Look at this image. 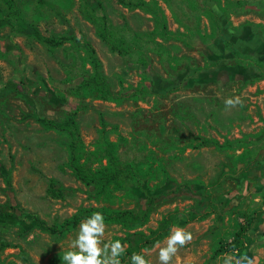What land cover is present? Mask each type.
<instances>
[{"label": "rangeland", "instance_id": "374dc122", "mask_svg": "<svg viewBox=\"0 0 264 264\" xmlns=\"http://www.w3.org/2000/svg\"><path fill=\"white\" fill-rule=\"evenodd\" d=\"M99 1L114 28L129 40L134 34L140 41L149 74L137 64V53L128 58L108 50L79 0H22L20 7L23 20L43 37H65L71 27L77 40L88 42L114 93L121 85L126 89L143 85L151 89L149 94L119 101L78 95L81 74L89 69L79 46L46 45L13 27H0V91L12 82L23 92L0 97V245L1 241L8 245L0 250V264H50L59 253L78 251L71 243L82 222L62 237L50 234L46 226H57L84 207L138 212L145 196L157 200L156 206L148 221L129 233L150 236L165 217L173 225L159 242L144 248L127 240L120 225L105 224L104 242L120 240L126 248L121 264H131L136 250L149 264H159V248L166 246L177 227L193 238L170 264H224L225 254L233 253L229 245L238 227L250 220L252 244L240 255L264 264V150L257 154L256 136L248 134L254 131L257 113L251 106L264 109V85L248 87L254 79L248 68L234 74L235 66L247 64H239L231 51L264 49V21H258L264 20V0H242L246 6L237 14L229 11V25L220 32L205 17L183 8L175 11L182 19L178 24L170 7H181L180 0H141L158 4L173 33L170 40L155 34L153 18L142 10L117 0ZM5 15V1L0 0V18ZM249 22L254 24L251 28L243 26ZM247 34L262 42L243 44ZM236 96L243 106L226 108L225 101ZM252 96H259L257 103H252ZM72 111L84 145L85 167L96 169L106 163L101 153L106 135L117 145L122 162L152 167L155 178L139 188H111L98 200L90 199L88 189L66 167L67 140L35 120L59 121ZM3 174L10 179V189ZM174 182L192 184L170 193ZM14 205L21 211L14 214Z\"/></svg>", "mask_w": 264, "mask_h": 264}, {"label": "trees", "instance_id": "16d2710c", "mask_svg": "<svg viewBox=\"0 0 264 264\" xmlns=\"http://www.w3.org/2000/svg\"><path fill=\"white\" fill-rule=\"evenodd\" d=\"M7 8V15L0 18V27L10 26L14 30L24 36L32 37L36 41L51 46H61L64 42H69L75 46H79L83 52L82 60L89 65V69L84 70L81 74V82L77 86V94L83 96H92L94 99L119 101L121 99L128 98V95H133V98L145 96L151 92V89L140 85L136 88H123L119 92H113L106 81V77L103 73L101 63L96 56V53L92 46L85 41H79L75 38L73 30L68 27V35L61 38H46L43 37L37 28L31 24L26 23L22 18V12L20 4L22 0H4ZM85 12L87 13L88 20L94 25L96 29V35L101 42L108 48L111 53L118 54L123 57H131L137 53L136 62L143 68V71L149 74L148 69V57L145 50L135 38L133 34L129 40L126 35L120 30L113 27L109 21L105 9L99 0H79ZM127 8L140 9L144 13L150 15L153 18L155 25V34L159 35L162 39L170 40L173 37V33L167 29L166 19L163 11L159 8L156 2H144L141 0H134V2H125L124 0H117ZM169 1V0H167ZM224 0L222 5L221 0H180L179 8L170 7L172 15L176 22L180 24L182 19L176 16V10L182 9L189 11L190 13H198L200 16L205 17L210 23L211 27L220 32L222 26L229 25L227 21L229 11L233 14H237L239 9H243L246 6V2L242 0ZM215 5V9L211 4ZM236 7V8H234ZM182 17L184 15L180 13ZM239 14V13H238ZM224 19V22H222ZM181 21V22H180ZM232 54L234 59L241 65H245L246 62L254 61V56L243 55L238 50L232 47ZM166 58V59H165ZM166 57H162V63L166 65ZM252 65L260 70L264 67V62L254 61ZM264 72V71H263ZM165 92V91H164ZM14 93L22 96V89L18 84L8 82L5 87L0 91V97L7 94ZM132 93V94H131ZM162 93V92H161ZM42 127L47 130L54 131L57 134L62 135L67 142L65 143L67 150V162L66 167L84 187L88 189L89 198L92 200H98L105 196L109 189L114 188L116 190L125 189L126 187L139 188L142 183L149 180H153L156 176V172L152 167L142 168L139 164L124 163L120 160L117 154V145L108 141L106 135L103 136V148L102 154L105 159V164L99 166L96 169L87 168L84 166L82 159L84 157V145L82 143L78 123L76 120V112H69L62 120L55 121L46 119L43 117H36ZM6 174V173H5ZM5 177V183L8 189L11 188L10 179ZM189 184H176L175 188L170 193L178 191L182 187L191 186ZM53 195L58 198L61 197L60 192H54ZM154 198L150 196L144 197V204L138 212L132 210H116L108 207H84L78 209L71 217L64 220L57 226L48 227L46 230L58 237L64 236L71 230L77 228V226L90 218L95 212H100L104 216L105 224L120 225L127 231V240L134 239L135 243L149 248L155 243L164 238L169 228L173 225L169 218H164L158 228L150 233V236H146L141 232L129 233L131 228L135 226L145 224L153 209L156 206ZM14 214L20 212L21 209L18 205L12 206ZM252 220L246 222L243 226H239L237 232L233 236V240L229 245V250L238 252L248 251L252 244V239L248 235V231L251 229ZM42 225H45L42 223ZM8 245L1 241L0 250L6 248ZM136 253L138 250L135 251ZM65 253L57 254L50 264H65L63 256Z\"/></svg>", "mask_w": 264, "mask_h": 264}, {"label": "clouds", "instance_id": "9594fccd", "mask_svg": "<svg viewBox=\"0 0 264 264\" xmlns=\"http://www.w3.org/2000/svg\"><path fill=\"white\" fill-rule=\"evenodd\" d=\"M243 106L239 96L229 98L225 101L226 108ZM106 225L104 216L95 212L90 218L80 224L79 232L72 241L71 247L78 251H68L63 260L68 264H121V256L125 254L126 248L120 240L104 242ZM192 234L183 228L177 227L171 231L166 239V246L159 248V264H170L179 248L184 247L192 241ZM239 256V258H237ZM236 260V264H253V259L246 254L240 255L234 250L232 254H225L224 264ZM131 264H149V261L139 253L133 252L130 257Z\"/></svg>", "mask_w": 264, "mask_h": 264}, {"label": "crops", "instance_id": "0c3cea01", "mask_svg": "<svg viewBox=\"0 0 264 264\" xmlns=\"http://www.w3.org/2000/svg\"><path fill=\"white\" fill-rule=\"evenodd\" d=\"M260 22L264 21L262 20L263 18L259 17L258 18ZM254 24L252 22H249L248 24L246 25H243L244 27L248 26L251 28V26H253ZM258 25V24H257ZM243 40L241 41L243 44H248V43H253V44H257L258 43H261L262 40L261 38H257L255 35L253 34H247V35H243ZM250 46V45H249ZM249 48H253L252 46H250ZM237 50V48H235ZM240 53H243V55H249V56H254V61H258V62H264V49L263 48H259L258 50H249L250 52H241L240 50H238ZM263 59V60H260V59ZM254 61H249L247 62L246 66H235L236 68H234V74H239L240 73H244L245 72V68H248L247 70L249 72H251V76L250 77H253L254 76V79L252 80V82H248L249 85L248 87L251 89V87H259L260 89V83H263L264 85V67L263 69H260L258 70L255 65H252ZM262 76V77H261ZM247 83V82H246ZM264 89V88H263ZM260 94V93H259ZM258 94V95H259ZM260 96V95H259ZM259 96H252L251 98L252 99H255V100H252V103H257V99L259 98ZM255 108L256 109V114L254 116V120L255 121V125L252 126V129H254V131L252 130L250 133L248 134H255L256 136V140L254 139V143L255 144H258V149H257V154H259L261 152V150H264V116H262V114L264 113V109L263 110V113H262V110H260V108H262L261 105H257L255 104V106H251L250 109H253ZM262 113V114H261Z\"/></svg>", "mask_w": 264, "mask_h": 264}]
</instances>
